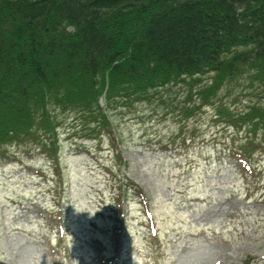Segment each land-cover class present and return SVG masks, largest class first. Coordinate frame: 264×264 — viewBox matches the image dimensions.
Wrapping results in <instances>:
<instances>
[{
	"label": "rangeland",
	"instance_id": "rangeland-1",
	"mask_svg": "<svg viewBox=\"0 0 264 264\" xmlns=\"http://www.w3.org/2000/svg\"><path fill=\"white\" fill-rule=\"evenodd\" d=\"M240 84L191 114L160 87L98 130L54 107V138L0 145V264H264V127L215 106L255 103Z\"/></svg>",
	"mask_w": 264,
	"mask_h": 264
},
{
	"label": "trees",
	"instance_id": "trees-1",
	"mask_svg": "<svg viewBox=\"0 0 264 264\" xmlns=\"http://www.w3.org/2000/svg\"><path fill=\"white\" fill-rule=\"evenodd\" d=\"M179 83L187 114L247 87L255 103L217 112L264 127V0H0V145L54 138L51 108L86 111L98 130L115 102Z\"/></svg>",
	"mask_w": 264,
	"mask_h": 264
}]
</instances>
